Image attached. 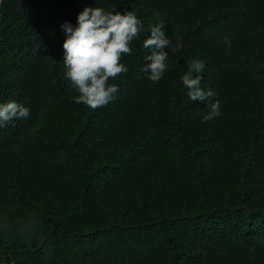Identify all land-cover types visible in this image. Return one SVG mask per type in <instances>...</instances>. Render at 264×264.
<instances>
[{"label":"trees","instance_id":"1","mask_svg":"<svg viewBox=\"0 0 264 264\" xmlns=\"http://www.w3.org/2000/svg\"><path fill=\"white\" fill-rule=\"evenodd\" d=\"M96 3L144 27L92 109L71 100L59 26L95 0H0V101L30 108L0 128V264H264V0ZM193 58L221 101L206 122L180 80Z\"/></svg>","mask_w":264,"mask_h":264},{"label":"clouds","instance_id":"2","mask_svg":"<svg viewBox=\"0 0 264 264\" xmlns=\"http://www.w3.org/2000/svg\"><path fill=\"white\" fill-rule=\"evenodd\" d=\"M59 27L64 34L63 75L76 93L71 100L92 109L114 100L119 85L109 83V79L128 70L121 58L133 52L132 42L144 27L141 17L133 9L121 13L98 6L95 0V6L85 5L77 13L75 24L64 21ZM224 42L230 46L228 37L224 38ZM170 46L165 21L158 19L150 26L149 34L142 43V47L147 49L142 71L149 80L156 82L164 76ZM204 67L202 59L193 58L180 77L187 97L206 103L208 110L201 113L202 122L212 120L221 110V101L215 98V91L201 85ZM29 114V106L22 102L14 98L2 100L0 128L18 118L27 119Z\"/></svg>","mask_w":264,"mask_h":264}]
</instances>
